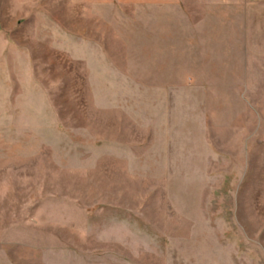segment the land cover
<instances>
[{
	"label": "rangeland",
	"instance_id": "rangeland-1",
	"mask_svg": "<svg viewBox=\"0 0 264 264\" xmlns=\"http://www.w3.org/2000/svg\"><path fill=\"white\" fill-rule=\"evenodd\" d=\"M227 3L0 0V264H264V3Z\"/></svg>",
	"mask_w": 264,
	"mask_h": 264
},
{
	"label": "crops",
	"instance_id": "crops-1",
	"mask_svg": "<svg viewBox=\"0 0 264 264\" xmlns=\"http://www.w3.org/2000/svg\"><path fill=\"white\" fill-rule=\"evenodd\" d=\"M240 2L244 7H247V6H255V5H261L264 3V0H227V4H230V2H236L237 3Z\"/></svg>",
	"mask_w": 264,
	"mask_h": 264
}]
</instances>
